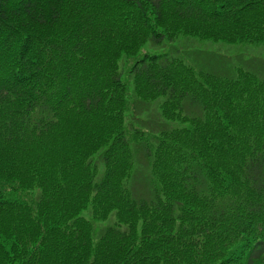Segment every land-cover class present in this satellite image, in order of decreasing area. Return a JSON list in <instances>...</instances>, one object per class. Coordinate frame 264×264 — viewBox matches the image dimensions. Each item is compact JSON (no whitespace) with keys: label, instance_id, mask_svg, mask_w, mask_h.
Here are the masks:
<instances>
[{"label":"trees","instance_id":"obj_1","mask_svg":"<svg viewBox=\"0 0 264 264\" xmlns=\"http://www.w3.org/2000/svg\"><path fill=\"white\" fill-rule=\"evenodd\" d=\"M182 36L264 0H0V264H264V75L141 55Z\"/></svg>","mask_w":264,"mask_h":264},{"label":"rangeland","instance_id":"obj_2","mask_svg":"<svg viewBox=\"0 0 264 264\" xmlns=\"http://www.w3.org/2000/svg\"><path fill=\"white\" fill-rule=\"evenodd\" d=\"M168 53L184 59L188 64L197 69L210 71L217 74L233 75L236 66H243L259 75H264V44H229L222 41L201 40L196 37H180L163 47L153 48L146 44L143 54ZM121 66L125 70L129 66L130 58H123ZM137 126L157 132L160 129L174 126L166 120L165 125L159 115L158 104L139 103L135 112ZM142 120V123L138 121ZM143 167H138L136 185L141 186V173Z\"/></svg>","mask_w":264,"mask_h":264}]
</instances>
